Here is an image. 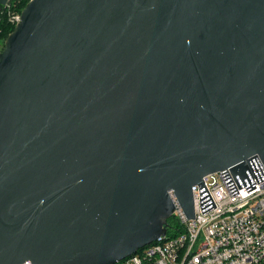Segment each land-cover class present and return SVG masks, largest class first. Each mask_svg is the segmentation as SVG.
<instances>
[{
	"label": "water",
	"instance_id": "water-1",
	"mask_svg": "<svg viewBox=\"0 0 264 264\" xmlns=\"http://www.w3.org/2000/svg\"><path fill=\"white\" fill-rule=\"evenodd\" d=\"M253 159L264 0H29L4 41L0 264H116Z\"/></svg>",
	"mask_w": 264,
	"mask_h": 264
},
{
	"label": "built area",
	"instance_id": "built-area-1",
	"mask_svg": "<svg viewBox=\"0 0 264 264\" xmlns=\"http://www.w3.org/2000/svg\"><path fill=\"white\" fill-rule=\"evenodd\" d=\"M9 0L7 5H11ZM18 22L20 14H12ZM246 177L231 168L193 186L194 217L176 201L182 233L160 236L116 264H264V169L253 159ZM22 264H32L25 261Z\"/></svg>",
	"mask_w": 264,
	"mask_h": 264
},
{
	"label": "trees",
	"instance_id": "trees-1",
	"mask_svg": "<svg viewBox=\"0 0 264 264\" xmlns=\"http://www.w3.org/2000/svg\"><path fill=\"white\" fill-rule=\"evenodd\" d=\"M29 0H12L9 7L3 6L0 10V43L5 41L7 36L15 29L16 22L11 20L12 14H21ZM4 45V43H3ZM0 47V51L3 48ZM167 235L174 237L183 232L184 226L176 215L171 216L167 221Z\"/></svg>",
	"mask_w": 264,
	"mask_h": 264
},
{
	"label": "rangeland",
	"instance_id": "rangeland-1",
	"mask_svg": "<svg viewBox=\"0 0 264 264\" xmlns=\"http://www.w3.org/2000/svg\"><path fill=\"white\" fill-rule=\"evenodd\" d=\"M3 43H4V41L0 43V47H2Z\"/></svg>",
	"mask_w": 264,
	"mask_h": 264
}]
</instances>
